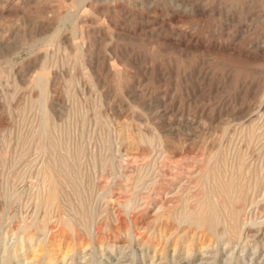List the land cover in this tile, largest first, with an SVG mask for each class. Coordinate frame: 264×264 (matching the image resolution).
<instances>
[{"label":"rangeland","instance_id":"rangeland-1","mask_svg":"<svg viewBox=\"0 0 264 264\" xmlns=\"http://www.w3.org/2000/svg\"><path fill=\"white\" fill-rule=\"evenodd\" d=\"M0 264H264V0H0Z\"/></svg>","mask_w":264,"mask_h":264},{"label":"bare ground","instance_id":"bare-ground-1","mask_svg":"<svg viewBox=\"0 0 264 264\" xmlns=\"http://www.w3.org/2000/svg\"><path fill=\"white\" fill-rule=\"evenodd\" d=\"M195 136L196 135H194L193 133L187 134L186 139L187 140L193 139V138H195ZM218 139H219V137H218ZM187 144H189V143H187ZM207 146H209V145H207ZM207 150H209V149H207ZM214 151L217 152V150H214ZM184 152H186V150ZM207 153H209V152H207ZM198 157H200V156H198ZM186 159H187V157H184V163H185ZM222 162H224V161H222ZM210 165L211 166H209V163H207L205 170L198 172L199 174L196 175V176H198L197 178L199 179L200 186L202 187L201 194L203 195V198H201V200H199L196 203L197 206L195 209H191L192 211L189 209L190 213L198 214L199 218L197 220V224L200 223L202 226H207L208 227L207 230L208 231L211 230V232L214 234L217 233L216 230H220L219 229L220 224L222 223V221H224V223L227 224V229L230 233H233L234 235H240L242 232V229L246 228L245 225H244V227L241 225V215H240V212L237 211L238 210L237 209L238 202H240L241 200H244L246 198V188H247L248 182H246V184H244L245 183L244 182V176H243L244 175L243 174L244 165L242 163H240L239 169L234 168V166L229 168L228 169V171H229L228 175H226L227 173L225 175L223 174L224 170L222 171L220 169L221 167L219 165H216V164L214 166L212 164H210ZM190 169H192V168H190ZM253 169H254V167H253ZM184 178H186V182H190L193 180V178L189 177V176L184 177ZM195 186H194V188H196ZM185 190H186V187L184 184V192H185ZM188 194L190 195V193H188ZM184 195H185V193H184ZM214 197L217 198L216 202L213 201ZM43 225H44V223L42 224V226ZM225 229H226V227H225ZM225 229H224V231H226ZM246 229L248 230V228H246ZM27 239L31 242L33 241L32 237H31V240L29 237ZM188 251H189V249H188Z\"/></svg>","mask_w":264,"mask_h":264}]
</instances>
